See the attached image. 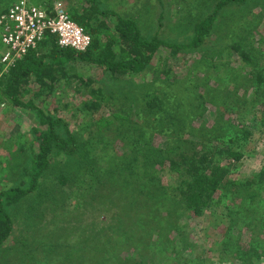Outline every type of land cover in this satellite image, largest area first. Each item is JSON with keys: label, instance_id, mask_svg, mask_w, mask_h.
Wrapping results in <instances>:
<instances>
[{"label": "trees", "instance_id": "obj_1", "mask_svg": "<svg viewBox=\"0 0 264 264\" xmlns=\"http://www.w3.org/2000/svg\"><path fill=\"white\" fill-rule=\"evenodd\" d=\"M30 1L51 11L52 0H42L39 4ZM248 1L214 0L211 12L193 26L188 45L181 46L163 41L157 35L144 36L132 18L116 13L104 0H83L85 5L81 9L70 6L69 13L71 19L90 37L91 43L85 52L61 49L57 45V38L48 35L37 49L8 70L2 72L0 63V104L9 103L10 107L26 110L34 115L37 122V126L29 130L30 144L19 149L24 158L15 161V182L10 188L0 191V249L5 248L13 237L12 208L21 200L38 193L49 168L56 164L63 165L56 175L59 186L64 187L71 173L76 172L71 169L70 163L79 164L81 159L86 158L81 161L84 165L83 175L73 178V183L77 182L74 194L79 196L76 201L78 206L85 202L83 198L89 188L96 190L97 200L103 197L102 193L106 190L116 188L113 186L115 183L122 187L121 192L126 195L131 190L135 191L132 187L136 185L139 187L138 195L144 197L131 198L127 203L128 208L136 211V214L138 210L144 212L145 220L141 219L145 222V228L137 236H129L123 228L114 229L112 222L115 224L116 218H108V228L112 234L118 231L112 245L122 247L126 243L131 249V252L125 250L119 253L117 260L114 257L117 253H114L115 263L168 264V261L173 264L174 261L176 264H264V165L252 170L249 175L233 177L254 159L253 152H247L253 137L252 130L258 129L259 125L264 127V68L258 63L263 53L252 38L251 41L246 39L253 36L251 32L244 39L246 43L242 40L229 47L244 65L250 67L251 81L247 84L252 86L247 91L243 77L242 84L234 87L237 94L235 106L217 88L211 90L205 100L189 94L187 98L182 90L178 91L172 98L182 95L185 98L171 104L169 95L158 102L157 95L144 94L148 102L143 107L140 104L142 98L136 101L138 93L132 90L145 88L148 83L144 80L132 83L134 80L130 79L144 74L154 56L163 49L173 54L182 49H198L210 35L219 12ZM12 2L14 0L0 8V15L8 11ZM79 64L101 74L100 79L82 75ZM164 75L167 76V72ZM237 76L238 72L231 83H236L234 79ZM103 78L114 86L108 92L116 90L120 84L121 90L116 96L115 93L108 95L95 90L93 85L103 81ZM71 88L77 94H89L88 99L76 109L82 115L89 113L96 117L98 114V119L105 115L107 120L124 121L128 112L135 108L139 123L136 122L133 129L139 130L136 140L145 148L142 158L138 157L139 152L128 160L123 152L125 149L121 148L118 157L105 162L104 166H97V159L92 158L94 155L89 150L99 153L115 140L127 143L129 139L118 137L105 140L103 134L91 131L89 125H79L78 130L71 131L68 123L58 116L59 107L53 111L48 107V98L60 96L63 89L71 91ZM123 91L127 92V96ZM118 96L120 101L116 100ZM184 99L187 106L180 104ZM39 101L41 106L37 105ZM206 104L215 107L212 124L207 127L204 122L194 124L198 117L195 113L198 114ZM219 104L226 106L223 113L231 116L228 120H222ZM66 106L64 110L68 109ZM255 116L261 118L259 124L256 122L250 126ZM107 123L109 125L110 122ZM156 129L160 136L166 138L165 149L151 146L150 135L156 133ZM83 136H87L86 141L81 140ZM182 147H188V150L182 151ZM160 163L178 177L180 184L177 192L185 214L171 210V199L164 203L166 199L163 197L167 193L159 186L160 178L153 170ZM99 173H106L112 181L108 182L106 176L99 178ZM103 181L108 182L106 187ZM204 214L211 216L203 229L206 241L194 233L197 219L204 217ZM19 242L23 249L27 248L26 239ZM149 251L154 255H148ZM158 251L159 257L155 256ZM182 253H185V258L181 257Z\"/></svg>", "mask_w": 264, "mask_h": 264}, {"label": "rangeland", "instance_id": "obj_2", "mask_svg": "<svg viewBox=\"0 0 264 264\" xmlns=\"http://www.w3.org/2000/svg\"><path fill=\"white\" fill-rule=\"evenodd\" d=\"M1 1L0 8H3L11 0ZM104 1L106 4L111 5L116 13L132 18L144 36L157 35L163 41L180 44L181 46L188 45L193 26L211 12L213 7L211 4H214V0ZM15 2L16 0L12 4ZM34 2L39 4L42 0H34ZM55 2H60L68 13L70 6L81 9L85 5H83V0H52V4ZM216 19L217 21L210 29L209 37L207 36L203 40L201 47L193 51L182 49L175 54L163 49L154 56L150 67L144 74L135 78L130 77L134 80L132 83L143 82V80L148 83L145 88H139L138 91L132 90L138 93L136 101L142 98L140 104L145 107L148 97L144 98V94L148 96L157 95V101L160 102L168 95L172 98L181 90L186 96L189 94V96L193 95L205 100L211 90L219 88V92L223 96H227L231 104L235 106L234 100L237 98V94L234 87L242 84L243 77L245 79L243 83H246L248 88L247 91L252 86L247 84L251 81L250 67L244 65L240 57L231 52L229 47L234 42L244 40L251 32L253 36L246 37V39L251 41L250 38H252L253 42L259 44L263 56L258 63H260V67L264 68V0H250L240 6H231L219 12ZM247 40L243 42L246 43ZM2 53L3 47L0 45V54ZM79 67V72L82 75L91 76L92 79L96 80L100 79L101 74L98 75L96 71L81 66V64H79ZM165 72H167V76L164 75ZM237 72V79H234L236 83H231L234 74L236 75ZM104 79L93 85L95 90H101L102 93L108 95L115 93L116 96L121 90L120 84L116 90L108 92L114 86H111ZM176 81L178 82L175 83ZM30 89L33 90V87H30ZM36 89L37 87L34 86V90ZM69 90L71 91L63 89L60 96L48 98V107L51 111L59 107L57 114L68 123L71 131L73 129L78 130L79 125H89L91 131H99L100 135L105 136V140L118 137L129 139L127 143L119 140H115L114 143L110 142L112 144L101 149L99 153L89 150L94 155L92 158L97 159V166H104L105 162L118 157L121 148L125 149L123 152L128 156V160H131L139 152L141 153L138 154V157L142 158L145 148L141 142L136 140L139 130L135 131L133 129L135 123H139L135 108L128 112L124 121L107 120L105 115L100 119H98V114L95 115L96 117L91 116L89 113L88 115H82L76 109L81 106L84 100L88 99L89 94L86 95V92L77 94V91L73 88ZM122 93L127 96V92L123 91ZM238 94L241 93L238 92ZM131 96H133L132 93ZM184 96L172 98L174 100L171 99L169 104L180 101L185 98ZM116 100L120 101L119 96L116 97ZM116 100L111 101L116 102ZM186 101L184 99L180 104L187 106ZM68 104L70 105L68 106ZM37 105L41 106L40 101ZM64 105H67V110H64ZM137 105L135 106L137 107ZM217 106L223 114L222 120H228L231 116L223 113V108L226 106L224 107L222 104ZM213 108L215 107L206 104L202 110H199L198 114L195 113L198 117L194 124L204 122L205 127L210 126L215 118ZM256 108L260 109L261 107L256 106ZM258 115L261 117V114ZM249 119L251 120V118ZM260 119L255 116V121H252L249 125H254L256 122L259 124ZM107 122H110L109 125ZM128 125H130V128H127ZM36 126L37 122L32 113L14 106L10 107L9 103L0 104V191L10 188L12 183L15 182L14 175L17 174L14 169L15 161H18V158H24L19 149L30 144L29 130L31 127ZM119 127L122 128L119 129ZM157 130L156 133L150 135L151 146L165 149L163 146L166 138L160 136ZM252 132L253 137L251 143L247 146V152H253L254 159L249 166H246V170L241 168L233 176L235 178L239 175H249L252 170L264 165V127L259 125V128L253 129ZM81 140L86 141L87 136H83ZM116 148L118 149L116 150ZM181 150L187 151L188 147H182ZM84 160L86 158L81 159L79 164H76L77 162L70 163L72 164L71 169L76 170V172L71 173L69 182L64 187L59 186L58 176L56 175L63 165L56 164L49 168L42 179L38 193L21 200L12 208L13 210L11 209L10 216L14 224V232L12 239L8 241L5 248L0 249V264H117L112 256L114 253H117L114 255L117 260L118 256L125 250L131 252V249L128 248L129 245L126 243L122 247L112 245L116 240L115 236L118 237V233H116L118 231L116 230L112 234V230L108 228L110 224L107 221L108 218L115 217V224L112 222L114 229L123 228L129 236H137L141 233L145 228V219L142 215L144 212L138 210L136 214V211L128 208L127 205L128 200H131V198H144L143 195L137 193L139 187L137 188L134 185L132 188L136 190H131V193L126 195L122 194V187L115 183L113 186L116 188L103 192L102 198L96 197L97 200H102L100 202L95 200L96 190L89 188L88 192L85 193L86 197L83 198L85 202L78 206L76 201L79 196L74 194L77 182L73 183V178L77 179L80 178V175H83L84 165L81 161ZM102 169L105 170L106 168ZM153 170L160 178L159 186L167 193L166 197H163L166 199L164 203H168V200L171 199L173 203L171 210L176 209L178 212L184 213L182 201L177 192L180 183L176 173H172L162 163L155 165ZM104 176H106V173H99V178H104ZM106 178L108 182L111 180V177L106 176ZM107 181H103L105 187ZM210 217L209 214H204V217L197 219L198 224L194 225L196 230L194 233L199 234L202 240H205L203 229L208 224ZM162 228L164 229V227ZM24 239L27 240V248L23 249L19 241ZM159 254L160 251L156 252L155 256L159 257ZM148 255L153 256L154 252L149 251ZM181 257L185 258V253H182ZM213 261L216 260L213 259ZM167 263L172 264L168 261ZM173 264L176 263L173 261Z\"/></svg>", "mask_w": 264, "mask_h": 264}, {"label": "built area", "instance_id": "obj_3", "mask_svg": "<svg viewBox=\"0 0 264 264\" xmlns=\"http://www.w3.org/2000/svg\"><path fill=\"white\" fill-rule=\"evenodd\" d=\"M48 35L57 38L61 49L85 52L90 46L89 35L78 26L60 2L51 11L34 5L30 0H18L0 15V42L3 47L0 63L3 71L13 67L34 51Z\"/></svg>", "mask_w": 264, "mask_h": 264}]
</instances>
